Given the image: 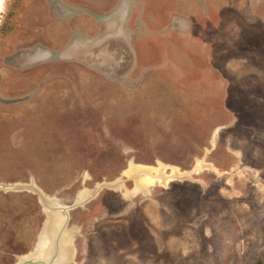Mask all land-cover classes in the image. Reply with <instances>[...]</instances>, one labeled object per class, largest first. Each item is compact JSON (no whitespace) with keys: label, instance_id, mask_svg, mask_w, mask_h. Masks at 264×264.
<instances>
[{"label":"rangeland","instance_id":"1","mask_svg":"<svg viewBox=\"0 0 264 264\" xmlns=\"http://www.w3.org/2000/svg\"><path fill=\"white\" fill-rule=\"evenodd\" d=\"M45 199L68 264H264V0H2L0 264Z\"/></svg>","mask_w":264,"mask_h":264},{"label":"water","instance_id":"2","mask_svg":"<svg viewBox=\"0 0 264 264\" xmlns=\"http://www.w3.org/2000/svg\"><path fill=\"white\" fill-rule=\"evenodd\" d=\"M44 201H45L46 208L51 211L53 216H58L59 212L61 210H63L66 212V219L63 220L62 225L59 227V229L56 231V233L54 235L53 251L49 256H47V257H35V255H34V257L32 259L23 260L19 264H68L69 261L72 260V258H73V257H68V259L64 260L62 263L58 261L60 251L62 248L63 236L67 230V225H68V222L70 219L68 211L70 209L80 205V204H83V202H77L74 205L62 207L60 205H54L52 203L49 204L46 201V199Z\"/></svg>","mask_w":264,"mask_h":264},{"label":"bare ground","instance_id":"3","mask_svg":"<svg viewBox=\"0 0 264 264\" xmlns=\"http://www.w3.org/2000/svg\"><path fill=\"white\" fill-rule=\"evenodd\" d=\"M2 0L0 1L1 5ZM145 170V169H144ZM168 179V178H167ZM142 181V180H141ZM49 204L57 205V200H46ZM63 219L60 216L50 217L47 223V237L45 239L42 238L40 240V243L37 246L36 254L40 257H47L49 256L53 251V239L56 231L59 229V227L62 225ZM46 230V229H45ZM50 237L51 240H48ZM72 237L68 234L66 231L63 236L62 241V248L59 255V262H63L64 260L68 259V257H72V247H71ZM35 256V257H38Z\"/></svg>","mask_w":264,"mask_h":264},{"label":"flooded vegetation","instance_id":"4","mask_svg":"<svg viewBox=\"0 0 264 264\" xmlns=\"http://www.w3.org/2000/svg\"><path fill=\"white\" fill-rule=\"evenodd\" d=\"M97 61L100 66L107 67L110 70L115 69V63L117 62L116 54L113 50H110L107 46L98 51Z\"/></svg>","mask_w":264,"mask_h":264},{"label":"crops","instance_id":"5","mask_svg":"<svg viewBox=\"0 0 264 264\" xmlns=\"http://www.w3.org/2000/svg\"><path fill=\"white\" fill-rule=\"evenodd\" d=\"M51 217H55V216L52 215ZM60 218H61V216H60Z\"/></svg>","mask_w":264,"mask_h":264}]
</instances>
